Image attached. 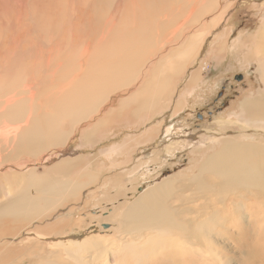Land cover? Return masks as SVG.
I'll return each mask as SVG.
<instances>
[{"label":"rangeland","instance_id":"374dc122","mask_svg":"<svg viewBox=\"0 0 264 264\" xmlns=\"http://www.w3.org/2000/svg\"><path fill=\"white\" fill-rule=\"evenodd\" d=\"M0 1V104L14 97L12 106L18 105L15 114L14 107L0 105L2 112L9 109L1 114L0 131L5 126L13 132L19 128L7 140L0 137V169L11 172L14 180L26 174L28 177L24 178L31 181V175L47 177L48 173L53 177L54 168L61 165L65 170L57 176L58 180L62 183L68 179L63 189L58 187L55 197L48 196L47 207L33 221L0 219L1 229L11 225L10 231H15L0 238V264H78V257L83 258L81 264H264V206L261 208L259 200L248 203L244 212H248L249 219L242 223L244 215L238 214L242 210L237 209V213L231 208L235 202L241 204L248 198L235 195L242 191L239 188L221 194L220 189L214 188L205 196L212 209L220 210L222 219L217 228L209 222L195 225L202 235V246L183 245L177 237L167 234L150 241L146 230L138 237L122 234L118 223L143 192L165 178L187 172L199 161L203 164L205 154L219 150L223 137L232 139L240 133L242 141L264 144V127L247 129L240 121L239 108V103L264 91L255 74L258 59L252 47V39L264 22V0H219L217 11H206L197 20L189 19V6L195 0H63V4L60 0ZM221 9L220 21L203 36L198 54L188 62L182 76L172 81L174 88L168 103L158 100L152 109H141L142 100L136 97L139 85L144 87L152 72H158L157 63L187 38L200 36V29L206 28ZM154 10L157 13H151ZM167 18H173L171 25L166 26ZM148 20L154 22L150 24ZM138 22L153 39L150 47L144 36L140 39L136 34L137 29L134 32ZM219 36L225 42L221 51L216 50L215 44ZM245 39L248 41L241 43ZM87 44L93 46L89 49ZM124 45H130V50L142 48L143 56L137 70L129 69L124 57L116 60L113 68L121 69L123 77L115 83L114 90L106 83L108 77L98 76L96 70L107 69L110 48L118 49L119 56L120 46ZM135 72L139 73L136 77ZM93 80L102 82L100 87L93 86ZM161 80L155 77L154 85ZM84 83L88 87L83 102L76 96ZM122 83L124 86L119 87ZM25 87L28 90L23 92ZM156 98L157 94L155 101ZM6 112L10 117H6ZM29 113L32 116L27 119ZM63 113L66 117L60 116ZM11 117L23 121L17 125ZM31 119L35 122L30 123ZM90 132L96 140L82 145L81 135ZM62 134H68L67 139L59 143ZM24 135L31 136L23 138ZM252 138L254 141H250ZM198 146H206L204 155L194 151ZM209 179L219 181L213 175ZM40 188L34 184L33 191L37 193ZM192 190L180 189V194L166 204L179 208L182 219L191 221L205 209L187 202L188 194L195 193ZM32 196L28 195L30 199ZM80 247L83 252H76Z\"/></svg>","mask_w":264,"mask_h":264},{"label":"bare ground","instance_id":"6f19581e","mask_svg":"<svg viewBox=\"0 0 264 264\" xmlns=\"http://www.w3.org/2000/svg\"><path fill=\"white\" fill-rule=\"evenodd\" d=\"M60 1H63V0H60ZM72 1H74V0H72ZM171 2H173V1H171ZM63 3H64V1L61 4H63ZM150 3H152V4L155 3V5L159 4V2H156V1H154V2L152 1ZM71 4H73V2ZM160 4H161V2H160ZM218 4H219V0H195L193 2V4L189 6V14H190L189 19H191V17H193V19H196V18L199 19L200 14L206 13V11H209V10L211 11V13L214 12V11H217L216 9L218 7ZM58 5L60 6L59 3H58ZM155 5H152V7H154ZM175 5H176V3H175ZM150 6H151V4H150ZM63 7L64 6H62V8ZM152 7H150V8H152ZM169 8H168V10H169ZM56 9H57V7H56ZM225 9H227V6L224 7L223 11ZM158 10H159V8H158ZM161 10H162V8H161ZM185 10H187V8ZM160 11H158V12H160ZM221 11H222V9H221ZM221 11H220V13H218V15L216 14L215 17H213V19L211 20V22H209V24L206 26V28H201L200 29L201 30L200 36L199 35H196V36H192V37L187 38L181 44V46L178 47V49H176L175 51L173 50L174 52L166 55V57H164V59L160 60V62L157 63L158 66L160 67L159 70H158V72L153 71L152 72L153 75H151L152 77H150L149 80L148 79L146 81L144 80L145 81V83H144L145 86L144 87H142V85L141 86L139 85V88L137 89V94H136V91L133 92V95L136 94V97H138L137 98L138 100H142V101L139 102L140 105H141L140 106L141 109L142 108L143 109L144 108H149V106H150V109H152V107L154 106V104H156V102L158 100L161 101L162 104L163 103H165V104L168 103V100H169L168 95H170L171 92H173V88H174V85L172 83L174 81H176L178 79V77L182 76V74L184 73L185 67L188 64H190L188 62H190L191 59L198 54V52L200 50V47H201L202 43L204 42L203 41V36L206 35V34H208V29L210 30L211 28H214L218 24V22L220 21V18L222 16V14H223V11L222 12ZM74 13L75 12H73V14ZM151 13H157V12H156V10H154V12H151ZM143 14H145V13H143ZM135 18H137V17L134 16V19ZM160 18H161V16H160ZM137 21H138V19H137ZM143 21H145L144 18H143ZM150 21L151 20H148L149 23H150ZM162 21H163V19H162ZM153 22H154V20H153ZM153 22L151 21V23H153ZM160 22H161V20H160ZM164 22L166 23V26L167 25H171V22H173V18H167V19L164 20ZM138 23H139V25L137 24L138 26H136L138 28H135L134 29V32L137 29L136 34L137 35H140L139 36L140 39H143L144 38L146 40V42H147L146 45L147 46H149V45L151 46L152 45L151 44V41L153 39H151V37L149 36L150 34L145 31L146 29L145 30L142 29L143 26L140 25V22H138ZM261 24L262 25L260 27V30L258 32V35L256 37L254 36L255 37L254 40L252 39V47H254L253 50H254L255 56L258 59V63H256L257 64V66H256L257 69H256L255 74L259 77V80H260L261 85L264 86V22L261 23ZM134 25H135V23H134ZM166 26L158 25L157 27L161 28V27H166ZM141 30H142V32H141ZM70 32H71V30H70ZM134 32H132V33H134ZM132 33H130V35ZM142 33H144V34H142ZM219 34H220V32H219ZM132 35H134V34H132ZM141 35L144 36V37L141 38ZM246 39L245 40H241V43H243L245 41H248ZM215 40H216L215 41L216 42L215 43L216 44V50H218L220 48V51H221L224 48V46H225V42L222 41V39H220V36L219 37H216ZM67 41H65V42H67ZM139 42H141V41H139ZM141 43H139V44H141ZM66 46H68V45H65V47ZM92 46L93 45L89 46V44H87V47L89 49ZM135 46H137V45H135ZM12 47H13V45H12ZM120 47H121V50L122 51L121 52L119 51V56H118V49H116L115 47L114 48L113 47L110 48V50H109V54H110L109 56L110 57H109L107 66L105 65L107 67V69H105V68L102 67L103 68L102 70H101V68H99V69L96 70V73H97L98 76L108 77V81L106 83L107 84L108 83L110 84L109 85L110 88L114 87L113 88L114 90H115V85H116L115 83L119 82V79H121L123 77V72H122L121 69L115 70L113 68L114 65H115V63H116V60L121 59V58L124 57L129 62L128 68L129 69L130 68H134L135 70H137L138 67H139V63H140V61L142 59V56H143V54L141 52L142 48H141V50H138V49L130 50V47H131L130 45L129 46L124 45V46H120ZM47 49H49V47ZM137 51H138V53H137ZM56 52H58V50H56ZM29 53H31V52H29ZM62 53H64V52H62ZM28 55L30 57V54H28ZM7 60H6V62H7ZM30 60H32V59H30ZM8 61H11V60H8ZM4 64H6V63H3V65ZM21 65H23V64H21ZM19 68H21V67H19ZM98 70H99V72H97ZM153 70H155V68ZM22 71H23V68H22ZM32 72H34V70ZM33 75H34V73H33ZM35 75L38 76V74H35ZM137 75H136V72H135V76L134 77H136ZM110 77H111V82H110ZM155 77L162 78V80L160 81V84L157 85V86L154 85V83H155ZM101 84H102V82H95L93 80V86H99L100 87ZM123 86H124V84L122 83L119 87H123ZM87 87H86V84L85 83L82 86H80L79 88L77 86V88L81 91V93L78 90V93L80 94V96L78 94V96H76V97H81L82 98L83 94H85V92L87 91ZM25 90H28L27 87L24 88L23 92H25ZM14 92H15V90H14ZM70 93H72V92H70ZM160 93H161V95H159ZM42 94H43V92H42ZM156 94H157V98H156V101H155V95ZM151 95H152V99H151ZM13 98L12 99H5V100H3L0 105L1 106L3 105V107H9V109H10V107L14 103ZM70 98H71V95H70L69 99ZM83 98H84V101H85V98L86 97H83ZM83 98H82V101H83ZM129 98H131V97H129ZM129 98H127V99H129ZM69 99H67L68 102H70ZM147 99H148V101H147ZM72 100H76V98H72ZM79 100L81 101V99H79ZM127 101H129V100H127ZM127 101H124V103H122V104L125 105ZM73 102L75 103L77 101H73ZM133 102H135V101L133 100ZM16 103H18V102H16ZM64 103H65V101H64ZM18 104H22V103H18ZM68 104H66V105L68 106ZM83 104H84L83 106H85V103H83ZM131 104H133V103H131ZM239 104H240L239 108L241 110L240 111V116H241L240 121L245 124V126H246L247 129H249V128L261 129L262 127H264V91H261L260 90L254 98L247 99V100H245V101H243L242 103H239ZM72 105H73V103H72ZM25 106H26V104H25ZM71 106L69 107L70 109H71ZM12 107H14V106H12ZM17 107H18V105L13 108V112H14V109L15 108L17 109ZM22 107L24 108V105ZM61 108H63V107H61ZM76 108H74V110H76ZM80 108L82 109V107H80ZM7 109H5V111H7ZM9 109H8V111H9ZM84 109H87V108H84ZM23 110H25V109H23ZM71 110H73V109H71ZM133 110L136 111V109H133ZM137 110H138V108H137ZM148 110L149 109H147L146 111L148 112ZM2 111H0V117H1V114L5 112V111L4 112H2ZM19 111H17V112H19ZM77 111H79V110H77ZM139 111H140V109H139ZM59 112H60V109H59ZM65 112H67V110ZM6 113L4 114V116L6 115ZM64 113H63V115H60V116H65ZM72 113H76V111L75 112H72ZM149 113H151V112H149ZM7 114L8 115H6V117L9 116V112ZM10 114H12V117H13V115L15 114V112H14V114L13 113H10ZM22 114L25 115V113H20V116H23ZM31 114L29 113L27 119L29 118V116ZM66 114L68 115V113H66ZM140 114H141V112H140ZM144 116H145V114H144ZM141 117H143V116H141ZM236 117H239V115H237ZM13 118H15V117H13ZM13 118L11 120H13ZM17 118H16V120L14 119L15 122H13V123H17V125H18V121L20 123V121L23 118L21 117L22 119L20 118L21 120L18 119V121H17ZM33 118H35V117H33ZM30 121L29 122L32 123L34 121V119H31ZM50 122H52V121H50ZM27 123L28 122H26V124ZM38 128H37V133H38ZM3 129L4 130L1 129L2 131H0V137H3L2 138L3 140H7L8 135L11 132H13V129L12 128H9L7 126L3 127ZM18 129L19 128H17L16 130H18ZM150 130L148 129V132H150ZM239 134H234L235 137H233L232 139L224 138L223 137L220 140V143H219V145H221L218 148L219 150L218 151H214L215 153L213 152V154H211V155H206L205 154V152L208 150V149H206V146H204L203 148H202V146H198L196 149L194 148V151L196 153H200V155H202L203 153L205 154V161L203 162V164H201L202 161L201 162L199 161V162L196 163V165H194L192 168H190L187 172H183V173L177 174L176 176H173V177H170V178H165V179L162 180V182H159L155 187L150 188V189L146 190L145 192H143V194L140 195L134 201L133 206L129 207L128 210H127V212L126 213H123L121 215V217L118 219V223L121 224V228L119 229V231L122 234H130V235H134L135 237H138V236H142L141 235V232L143 230H146L148 232V234L151 236L150 237V241H152V240H156L157 241L160 238V236H165L167 234L168 236L171 235L172 237H174V236L177 237V239H179L180 243L183 244V245L184 244L185 245L187 244V245H190V246H193V245H200V246H202L203 245L202 244V235L198 231V229H197V227L195 225L203 224V223H208L209 222L210 223L209 225L213 226L214 228H217V227H220V219H222V216H220V210H218V209H212L210 207L211 203H208V201L205 198V196L207 195V193L210 192V190H212L214 188L220 189L221 190V191H219L220 194L223 193V192L228 193L233 188H239L242 191L240 193L235 194L238 198L244 199V198H246L248 196V198L245 200L244 203L241 202V204H240V203L235 202V204L231 205V208L233 209V211H236L237 212V209H239V208L242 210V213H238V212L237 213L239 215H244V218L242 220V223H246L245 221H246V218L249 219V214H248V212L245 213L244 210L247 208V204L248 203H252L254 201H258L259 200V202H260L259 205L261 206V208H263V206H264V144H254V143L251 144V142H249V141H247L248 142L247 143L245 141H242L244 137L241 136V135H239ZM67 135L68 134H62V135H60L58 142L59 143L65 142V140L67 139ZM13 136H15V135H13ZM30 136L31 135H28V136L27 135H24L22 137L23 138H25V137H28L29 138ZM81 136L83 138L81 137L82 139H81V142L80 143L82 145H84V146H86V145L92 143L94 140H96L95 139V136H94V134L92 132L86 133V134L84 133ZM38 137H41V135H38ZM248 137H250V136H248ZM250 141H254L253 138ZM11 143H13V142H11ZM28 147L29 146L27 145V148ZM39 147H41L40 144H39ZM39 147H37V148H39ZM24 148H25V146H24ZM37 148L35 147V149H37ZM43 148H42V150H43ZM48 148H49V146H48ZM18 149H20V148H17V150H16V147H15V150L16 151H19ZM21 151H23V150H21ZM31 151L32 150H30V152ZM37 152L40 153L41 150L38 151V149H37ZM20 153H24V151L23 152H20ZM17 155H18V152H17ZM6 166H7V164H6ZM7 167L9 169V166H7ZM54 169H55L53 171L54 173H52L53 174V177H50V174L48 175V173L46 174L47 177H33V175H31V177L29 176V179L31 181L26 180L24 178V177H28V176H26V174L23 175V178L22 177L21 178L19 177L20 179L18 178L17 180H14L13 182H10L9 179H8V177H7L5 179V181H4L3 187H4V189L6 191L12 192V195H11L9 201L6 202L5 205H3L2 207H0V219L4 221L5 218H9V219H12L13 222H15L16 220L19 221V222H22V221L31 222L35 218H37L38 216H40L42 214V212H44L43 208H45V206L48 203V196H50V198L52 199L51 195L54 194V193L56 194L57 191H59L58 190V187H60V188L63 189L65 187V185L67 184L66 181L68 179H66L62 183H60V181L58 180V177H57L65 169H63L61 165L56 166ZM76 170H79V168H76ZM196 171L198 172L197 174H195ZM9 173L10 172H8L7 169H5L4 172H2V168L0 169V174H2V175L3 174H9ZM211 175L215 176L219 181L213 182L211 179H209V176H211ZM34 184H36L38 186L40 185V187H41L40 188V191L37 192V193H35L33 191L34 190L33 189L34 188ZM75 186H77V185L75 184ZM182 188H187V189H190V190L193 189L192 191L195 192V193L188 194L189 195L188 200H187L188 203L194 204L197 208H202V207L205 208L202 212H200L199 214H197L196 220H192L191 221V219H182V217H183V211H181L177 207L170 208L169 206H166V204H168L171 201H173L177 197V195L180 194L179 193V190L182 189ZM27 190H28V192H26ZM68 192H70L69 191V188H68ZM219 192H212V193L213 194H219ZM61 193L62 192H60V194ZM29 194L34 195V197L32 196V199H30L28 197ZM55 194H54L53 197L56 196ZM73 194H74V192H73ZM66 195H70V194H66ZM199 199H200V201H199ZM50 203H51V201H50ZM256 206H257V204H256ZM261 211H262V209H261ZM262 214H263V217H264V213L263 212H262ZM200 218H202V219L200 220ZM225 218L226 217H224V219ZM3 227L4 228H2V229L0 228V238L2 236H4V235H6V236L9 235L10 236V235H12L11 233H13V232L15 233L14 230H12L13 232L10 231L12 229V226L11 225H8L7 227H5L3 225ZM5 230L7 232H5ZM39 232H42V230L40 229ZM20 241H21V239H20ZM5 244H7V243H5ZM3 246H4V244H3ZM159 248L153 250V252L156 251V250H158ZM75 251L76 252H79V253L83 252L82 249H81V247L79 249L75 250ZM175 254H177V253H175ZM175 254H173V255H175ZM74 256H75V254L72 257H74ZM82 259L78 257L76 259V262L78 264H81V262H83ZM173 259H175V258H173ZM173 259H171L170 261H172Z\"/></svg>","mask_w":264,"mask_h":264},{"label":"crops","instance_id":"0c3cea01","mask_svg":"<svg viewBox=\"0 0 264 264\" xmlns=\"http://www.w3.org/2000/svg\"><path fill=\"white\" fill-rule=\"evenodd\" d=\"M11 173V172H10ZM8 177L9 181L10 182H13L14 179L12 176H10L9 174H0V198L1 197H5V200L4 201H1L0 200V207H2L3 205H5L6 202L9 201L11 195H12V192H8L4 189L3 187V184H4V181L5 179Z\"/></svg>","mask_w":264,"mask_h":264}]
</instances>
